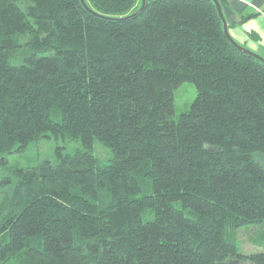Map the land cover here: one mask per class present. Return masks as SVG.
<instances>
[{
    "label": "trees",
    "instance_id": "1",
    "mask_svg": "<svg viewBox=\"0 0 264 264\" xmlns=\"http://www.w3.org/2000/svg\"><path fill=\"white\" fill-rule=\"evenodd\" d=\"M85 2L0 0V157L58 144L2 177L0 264H264V63L213 0Z\"/></svg>",
    "mask_w": 264,
    "mask_h": 264
},
{
    "label": "rangeland",
    "instance_id": "2",
    "mask_svg": "<svg viewBox=\"0 0 264 264\" xmlns=\"http://www.w3.org/2000/svg\"><path fill=\"white\" fill-rule=\"evenodd\" d=\"M196 96V86L191 83H184L175 91L176 119L179 118L182 113L187 112L190 109V106L196 99ZM59 144L65 146L68 151L80 146V142H70L65 144L63 142H59ZM57 145L58 144L55 140L44 139L39 143L32 144L25 152H14L10 155L0 157V186L7 183V181L2 177L5 173H10L12 168H27L28 166H35L39 162L46 159L54 160ZM95 151L97 156L104 161H107L112 156L110 150L100 142L95 144ZM1 192L2 190H0V194ZM252 234L251 232L241 231L239 236L241 251L251 252L253 250H257L260 246V241L257 238L253 239Z\"/></svg>",
    "mask_w": 264,
    "mask_h": 264
},
{
    "label": "crops",
    "instance_id": "3",
    "mask_svg": "<svg viewBox=\"0 0 264 264\" xmlns=\"http://www.w3.org/2000/svg\"><path fill=\"white\" fill-rule=\"evenodd\" d=\"M222 9L232 38L264 57V0H225Z\"/></svg>",
    "mask_w": 264,
    "mask_h": 264
},
{
    "label": "water",
    "instance_id": "4",
    "mask_svg": "<svg viewBox=\"0 0 264 264\" xmlns=\"http://www.w3.org/2000/svg\"><path fill=\"white\" fill-rule=\"evenodd\" d=\"M217 6V9L219 11V14L221 16V18L223 19L224 21V31H225V34L227 36V38L235 45V47H237L240 51L246 53V54H251L255 57H257L259 60H261L263 63H264V57H262L261 55L255 53V52H252L251 50L247 49L246 47L240 45L238 42H236L232 36L230 35V32H229V28H228V24H227V21L225 19V16H224V13H223V9H222V5L220 4V2L218 0H213ZM82 4L88 9V6L86 5V2L85 0H81ZM146 2L147 0H142V5L141 7L139 8V10L137 12H135L133 15H130L124 19H128V18H133V17H136L138 16L139 14H141L144 9L146 8Z\"/></svg>",
    "mask_w": 264,
    "mask_h": 264
}]
</instances>
